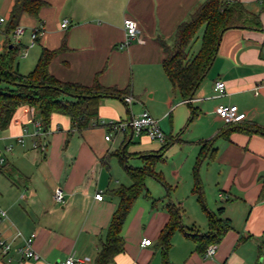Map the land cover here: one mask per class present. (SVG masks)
Returning <instances> with one entry per match:
<instances>
[{
    "label": "crops",
    "instance_id": "0c3cea01",
    "mask_svg": "<svg viewBox=\"0 0 264 264\" xmlns=\"http://www.w3.org/2000/svg\"><path fill=\"white\" fill-rule=\"evenodd\" d=\"M42 1L38 17L22 15L18 27L24 32L17 37L9 29L15 0H0V55L18 46V70L28 74L43 49L58 51L49 67L59 80L119 91L100 98L94 120H130L147 110L168 141L145 134L130 140V132H110L102 125L78 130L61 113H53L45 129L36 109L19 107L0 131V156L5 155L0 208L7 214L0 239L11 244V261L0 257V264H18V249L33 232L40 259L22 264H58L71 255L95 264L119 205L113 190L133 183L120 161L124 146L133 167L147 165L146 155L162 153L154 163L162 182L146 177L151 198L142 194L135 201L122 229L124 250L110 264H162L160 234L171 221V205L189 232L210 231L209 214L219 215L220 208V218L231 222L211 257L186 231L176 229L167 252L172 263L264 264V133L259 131H264V0H231L258 15L262 28L224 31L191 99L182 97L165 71L162 40L173 42L178 26L206 0ZM127 17L137 21L143 43L126 44ZM64 19L70 20L66 28ZM39 28L43 33L31 45ZM217 81L225 83L223 95L215 89ZM126 96L133 97L131 104ZM220 104L247 113L242 128L225 124L217 113ZM35 142L45 148L34 147ZM9 145L14 149L6 152ZM57 187L65 192L63 204L54 198ZM99 192L102 200L95 197ZM145 237L152 244L143 247Z\"/></svg>",
    "mask_w": 264,
    "mask_h": 264
},
{
    "label": "trees",
    "instance_id": "16d2710c",
    "mask_svg": "<svg viewBox=\"0 0 264 264\" xmlns=\"http://www.w3.org/2000/svg\"><path fill=\"white\" fill-rule=\"evenodd\" d=\"M44 5L42 0H15L9 29L14 31L26 12L38 17ZM233 27L262 28V23L259 16L251 13L240 1L206 0L188 20L178 26L173 42L162 40L167 54L163 62L165 71L184 99L193 98L215 59L223 32ZM202 28L204 30L200 47L194 51L198 33ZM18 50V46L13 45L0 55V82L6 84L0 88V131L9 126L16 110L25 105L34 107L40 113L45 129L50 126L52 114L61 113L70 116L76 128L83 130L98 122L94 119L98 113L100 98L119 94L117 89L106 88L98 83L86 86L59 80L49 67L51 59L58 51L46 48L43 49L35 68L28 74H21L17 66ZM244 122L227 126L238 129L242 128ZM259 131L264 133L263 130ZM119 155L121 164L133 183L113 190V194L119 198V205L101 242L95 264H110L124 250L122 229L125 220L139 196H149L146 177L153 175L162 182L154 170V163L162 157V153L146 155L148 164L143 167L130 166L126 151ZM170 210L171 221L160 234L164 253L162 264H174L168 260L167 252L176 229L186 231L204 252L210 244L219 243L231 227L229 219L220 218L224 208L219 209V215L209 214L211 230L206 233L189 232L182 224L179 209L171 205Z\"/></svg>",
    "mask_w": 264,
    "mask_h": 264
},
{
    "label": "built area",
    "instance_id": "2783aa9c",
    "mask_svg": "<svg viewBox=\"0 0 264 264\" xmlns=\"http://www.w3.org/2000/svg\"><path fill=\"white\" fill-rule=\"evenodd\" d=\"M4 19L1 18L0 21H3ZM70 24L69 19H64L62 22V27L66 28ZM124 27L126 31V44L137 41L139 43L144 42V38L140 33L137 21L133 18L127 17L124 20ZM24 28L17 27L14 30L15 36H20L23 34ZM43 29H35L32 32V43L33 45L38 37L42 35ZM215 89L219 91L220 95L224 94L225 89V83L223 81H217L215 83ZM125 101L128 104H131L133 101L132 96H126ZM33 109H35L33 107ZM217 113L218 115L223 119L226 125L241 123L245 120H247V113L244 111H239L238 107L235 105H225L220 104L217 107ZM102 125L106 127L108 131H116L121 133H129L131 130L134 131V134L136 135H147L152 140H157L163 144H165L168 141V137L166 133L162 130L159 121L154 118L147 110L143 111L138 117L132 118L130 120H112V121H98L94 122L93 126H99ZM44 134H47V131L43 132ZM108 139L111 138L110 135L107 136ZM18 142L22 143L24 142L23 138H20ZM34 147L37 148H45V143L41 144L39 142L34 143ZM14 149V145H9L6 147V152H11ZM5 162V155L0 156V165H2ZM97 199L102 200L104 198L103 193L99 192L95 196ZM54 198L57 203L63 204L66 201L65 192L62 187H57L54 192ZM7 214L6 212L0 208V222L6 218ZM21 235V233H19ZM37 237V233L33 232L30 235L24 237V243L21 247H19L18 252L20 254L18 264H22L25 259H34L39 260L40 255L38 252L34 249V242ZM152 244V240L150 238H143L141 241V245L143 247L149 246ZM216 244H211L208 246V248L205 251L206 257H211L216 253ZM10 251H11V244L3 239H0V257L6 258L8 261H11L10 257ZM85 261L82 258L75 257L73 255L69 256L63 261H60L58 264H84Z\"/></svg>",
    "mask_w": 264,
    "mask_h": 264
},
{
    "label": "rangeland",
    "instance_id": "374dc122",
    "mask_svg": "<svg viewBox=\"0 0 264 264\" xmlns=\"http://www.w3.org/2000/svg\"><path fill=\"white\" fill-rule=\"evenodd\" d=\"M203 28L199 31V33H198V41H197V43L195 44V46H194V51H196V50H198V48L200 47V44H201V36H202V33H203ZM18 58V57H17ZM19 60H20V56H19ZM4 86H6V84H4V83H0V88L1 87H4Z\"/></svg>",
    "mask_w": 264,
    "mask_h": 264
},
{
    "label": "water",
    "instance_id": "95a60500",
    "mask_svg": "<svg viewBox=\"0 0 264 264\" xmlns=\"http://www.w3.org/2000/svg\"><path fill=\"white\" fill-rule=\"evenodd\" d=\"M133 135H134V131L131 130L130 131V140L133 138ZM122 151H123V153H125V146L123 147Z\"/></svg>",
    "mask_w": 264,
    "mask_h": 264
}]
</instances>
